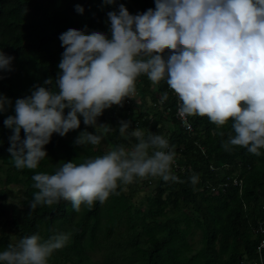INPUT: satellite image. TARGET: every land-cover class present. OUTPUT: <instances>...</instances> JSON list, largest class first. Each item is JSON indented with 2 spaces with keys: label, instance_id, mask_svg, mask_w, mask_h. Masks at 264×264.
<instances>
[{
  "label": "clouds",
  "instance_id": "1",
  "mask_svg": "<svg viewBox=\"0 0 264 264\" xmlns=\"http://www.w3.org/2000/svg\"><path fill=\"white\" fill-rule=\"evenodd\" d=\"M115 0H104L113 4ZM75 10L83 13L77 4ZM108 33L69 28L59 35L64 51L52 78L34 85L14 102V115L3 123L12 130L8 152L18 170H35L47 156L53 133L66 135L80 128L81 117L95 131H81L76 145H99L112 130L97 118L113 105L122 106L146 75L153 83L165 80L177 94L179 111L207 116L216 126L232 120L233 132L222 147L245 148L259 156L264 149V0H155V8L131 14L124 4L107 13ZM168 50L165 56V50ZM12 56L0 51V69L11 71ZM13 106L0 94V112ZM67 109V112L65 110ZM130 121L119 123L121 134ZM21 129L24 137L21 138ZM221 136L223 132L219 133ZM136 143L112 147L101 156L76 164L68 161L54 173L36 172L37 189L30 209L70 201L74 211L103 204L118 187L137 179L159 177L178 182L173 173L176 153L166 137L132 129ZM127 138V137H126ZM193 184L197 175L191 178ZM70 233L47 239L37 232L0 251V264H49L65 247Z\"/></svg>",
  "mask_w": 264,
  "mask_h": 264
},
{
  "label": "trees",
  "instance_id": "2",
  "mask_svg": "<svg viewBox=\"0 0 264 264\" xmlns=\"http://www.w3.org/2000/svg\"><path fill=\"white\" fill-rule=\"evenodd\" d=\"M77 4L84 8L82 14L75 10ZM119 4L131 14L155 8V0H115L113 4L104 0H0V51L13 57L11 71L0 69V94L13 102L0 112V171L5 175L4 179L0 175V251L37 232L44 239L66 232L70 233L69 243L52 254L49 264H253L262 238L254 227L264 211V149L259 156L242 147L226 151L222 144L233 132L231 119L218 127L207 116L195 115L189 116L191 130L182 127L175 116L179 98L166 79L158 84L146 75L137 79L136 90L148 92L150 84L154 85L150 92L153 105L144 111L134 108L128 98L122 106L105 109L97 124L106 123L112 130L99 145L74 143L81 131H95L81 117L80 128L64 136L53 133L45 145L47 156L37 169L13 166L8 152L12 130L3 121L14 115L15 100L30 95L34 85L44 86L43 81L50 77L51 87L58 90L55 79L64 51L59 35L85 25L89 32L108 33L107 13L118 11ZM122 120L130 121L126 136L119 130ZM136 127L146 135L152 132L166 137L179 162L172 169L178 182L144 179L145 185L156 183L154 193L147 197L148 208L134 206L132 193H125L121 184L118 194L110 195L103 204L95 202L90 210L82 205L76 212L65 200L30 209L38 191L32 180L36 172L52 174L65 162L83 163L118 144L131 147L136 140L128 133ZM194 174L198 176L195 184L190 179ZM225 176H237L241 186L229 182L216 193L212 187ZM10 184L21 186L14 189ZM18 198L23 207L14 201ZM120 225L125 226L123 234ZM194 228L200 230L199 248H192ZM10 232L18 240L13 241ZM96 247L105 250L100 262L91 261L90 253ZM261 251L264 258V248Z\"/></svg>",
  "mask_w": 264,
  "mask_h": 264
},
{
  "label": "rangeland",
  "instance_id": "3",
  "mask_svg": "<svg viewBox=\"0 0 264 264\" xmlns=\"http://www.w3.org/2000/svg\"><path fill=\"white\" fill-rule=\"evenodd\" d=\"M154 89V85L150 84L148 92H144L143 90H136L135 94L131 97L128 98L130 100V102L133 104L134 108L138 109V110H142L144 111L146 108H149L151 105H153L152 102V98H151V94L150 92H152ZM159 94V93H156ZM160 95V94H159ZM159 110V109H158ZM123 135H127V132ZM130 148V147H128ZM109 150L111 149V147L108 148ZM0 175L2 176V179L5 178V175H3V173L0 171ZM11 188H18L21 185L20 184H10L9 185ZM156 186V183L154 181V184H152L151 186L145 185L144 184V179H137L135 182H133L132 184H128V185H123V190L125 193L130 194L132 193V203L134 204V206H140L141 210H145L146 208H148V204H147V197L151 194L154 193V187ZM14 201H16L17 203H19V205L21 207H23L24 205L21 203V198L18 199H14ZM124 225H120L119 227V232H121L123 234L124 232ZM196 229V228H194ZM8 230V227H6V231ZM10 238L13 241L18 240L16 233L15 232H10ZM193 247L192 248H199L200 247V230L196 229L195 230V234L193 235ZM125 237H121V239H124ZM104 253L105 250L104 249H100L98 247L95 248V250L91 251V261H102L104 258ZM66 264H71L70 262H67ZM86 264H92V263H86Z\"/></svg>",
  "mask_w": 264,
  "mask_h": 264
},
{
  "label": "built area",
  "instance_id": "4",
  "mask_svg": "<svg viewBox=\"0 0 264 264\" xmlns=\"http://www.w3.org/2000/svg\"><path fill=\"white\" fill-rule=\"evenodd\" d=\"M168 88L170 89V87L168 86ZM172 90V89H171ZM174 91V90H173ZM175 96H177V94H175ZM178 97V96H177ZM165 98V96H164ZM162 99H163V95H162ZM179 105H180V101L179 99H177V107H176V112H175V116L176 118L179 120L180 122V125L184 128H186L187 130H191V127H190V122H189V116L185 115V114H182L180 111H179ZM178 159L176 157V163H175V169L178 168ZM226 178L222 181H220L219 183H217V187L214 186L212 187V190H214L216 193H218V191L220 189L224 190L223 188L229 183V182H232L233 184L235 185H239L241 186V180L237 178V176H225ZM263 209H264V206H263ZM254 233L255 234H260L262 235L261 239H260V242H259V245L257 247V253H258V256H257V259L253 261V264H264V258H263V254H262V249L264 248V211L262 212V214L257 218V221H256V225L254 227Z\"/></svg>",
  "mask_w": 264,
  "mask_h": 264
}]
</instances>
